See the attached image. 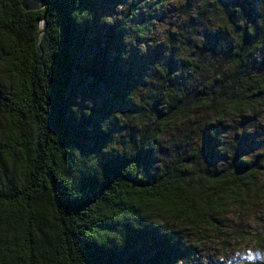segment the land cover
<instances>
[{
  "label": "clouds",
  "instance_id": "1",
  "mask_svg": "<svg viewBox=\"0 0 264 264\" xmlns=\"http://www.w3.org/2000/svg\"><path fill=\"white\" fill-rule=\"evenodd\" d=\"M250 2L254 20L238 4L225 7L224 0H118L114 14L100 17V22L109 26L121 22L119 30L124 32L126 46L121 59L128 58L130 47L141 55L158 46L165 51L163 59L148 66L143 84L126 96L136 111H113L100 122L102 132H107L113 121L120 131L111 134L99 154L85 156L79 148L69 147L73 151L68 160L75 162L79 154L76 185L90 194L81 186V175H95L103 183V155L129 160L141 150L152 154L147 170L136 163V179L158 181V187L152 194L129 190L122 215L110 222L116 225L108 229L114 236L94 240L97 247L111 249L112 241L122 248L125 224L137 231L150 226L170 236V243L179 239L182 251L196 246V254L177 257L173 264H208L210 257L223 261L222 246L228 240L241 242L244 259L236 264H264V0ZM76 12L86 15L78 19ZM141 14L146 19L133 22ZM71 16L77 24L93 18L87 9L78 8ZM205 33L223 36L217 41L219 51L215 54L204 50ZM138 39L141 42L137 43ZM11 47L7 33L0 31V49ZM169 57L177 65L171 72ZM18 71L17 65L0 57V85L19 91ZM174 80L175 84L170 83ZM84 103L83 115L87 117L92 104ZM71 111L79 120L81 113L75 105ZM35 131V125L21 124L14 113L0 110V145L26 139ZM206 131L217 141V155L211 163L204 154ZM244 136L252 138L253 146L238 154L241 141L237 138ZM28 174L22 154L4 155L0 183L12 180L22 185ZM63 195L57 192V200ZM40 226H45L43 221ZM3 229L0 225V241L11 242L23 235L22 229L6 235ZM13 259L0 256L3 264Z\"/></svg>",
  "mask_w": 264,
  "mask_h": 264
},
{
  "label": "trees",
  "instance_id": "2",
  "mask_svg": "<svg viewBox=\"0 0 264 264\" xmlns=\"http://www.w3.org/2000/svg\"><path fill=\"white\" fill-rule=\"evenodd\" d=\"M117 2L79 0L77 4L76 0H44L38 9L25 10L22 0H0V31L7 33L12 44L8 51L0 49V57L18 66L21 85L19 91L0 85V110L14 113L21 124L36 126L35 133L30 132L26 139L0 145V163L6 153L22 154L29 169L22 185L12 180L0 183V225L4 226V234L23 231L20 238L14 237L11 242L0 241V256L14 257L8 264H173L177 257L196 254V246L182 251L179 239L170 243V236L161 235L150 226L137 231L125 224L122 248L112 241L111 249L97 247L94 242L114 236L108 229L116 225L110 222L122 215L129 190L136 188L152 194L154 187H158V181L136 179L137 164L147 170L152 162L151 152L141 150L129 160L103 155V183L95 175H81V186L94 195L76 185L79 154L75 162L67 159L72 146L85 156L91 152L99 154L100 148L111 140V134L120 131L113 121L108 131L102 132L100 122L113 111H136L126 96L132 88L143 84L148 66L164 58L165 49L158 46L149 48L144 55L130 47L128 58L121 59L126 50L122 42L124 32L119 30L121 22L112 26L100 22L101 16L114 14ZM224 2L225 7L238 4L254 20L250 0ZM77 8L87 9L92 20L77 24L71 16ZM74 15L79 19L86 13ZM230 16L235 18L232 13ZM145 19L141 14L133 22ZM205 36L204 50L218 52L217 41L223 38L222 34ZM248 39L246 36L245 43ZM167 62L170 72L176 69L171 57ZM84 101L92 104L87 117L83 115L87 107ZM74 105L81 113L79 120L71 111ZM237 139L241 141L239 154L251 141L248 136ZM216 144L206 131L204 154L210 163L217 155ZM242 170L243 166L237 168L238 173ZM57 192L64 194L59 201ZM41 221L44 227L40 226ZM236 242L228 240L222 247L226 250ZM210 262L215 261L209 258Z\"/></svg>",
  "mask_w": 264,
  "mask_h": 264
},
{
  "label": "rangeland",
  "instance_id": "3",
  "mask_svg": "<svg viewBox=\"0 0 264 264\" xmlns=\"http://www.w3.org/2000/svg\"><path fill=\"white\" fill-rule=\"evenodd\" d=\"M252 138L249 137L248 141H251ZM249 147L253 146L252 142L249 143ZM225 259L223 261H216L210 262L209 264H236L237 261L244 259L241 249H240V242L237 241L235 245H231L230 247H227V249L224 251ZM212 258L210 257V260Z\"/></svg>",
  "mask_w": 264,
  "mask_h": 264
},
{
  "label": "water",
  "instance_id": "4",
  "mask_svg": "<svg viewBox=\"0 0 264 264\" xmlns=\"http://www.w3.org/2000/svg\"><path fill=\"white\" fill-rule=\"evenodd\" d=\"M44 0H22V6L25 10H35L41 7Z\"/></svg>",
  "mask_w": 264,
  "mask_h": 264
}]
</instances>
